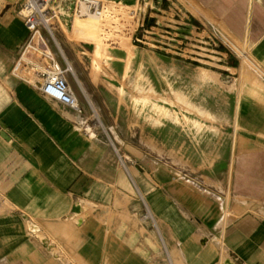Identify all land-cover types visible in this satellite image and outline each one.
<instances>
[{
    "label": "crops",
    "instance_id": "1",
    "mask_svg": "<svg viewBox=\"0 0 264 264\" xmlns=\"http://www.w3.org/2000/svg\"><path fill=\"white\" fill-rule=\"evenodd\" d=\"M212 1L219 6L221 0ZM228 1L236 4L237 27L254 66L246 69L227 54L226 71L234 72L235 95L260 86V100L247 94L234 98L229 119L219 126L222 135L203 159L182 141L179 174L167 162L173 157L167 145H156L160 157H129L145 218L154 222L163 245L174 248L180 264H264V0ZM160 2L151 0L155 18L177 8L169 0L167 12ZM184 2L180 10L192 15ZM22 3L0 0V264H164L143 249L140 233L131 237L108 224L109 209L125 192L117 157L124 161L93 127L76 74L67 82L82 115L41 92L40 68L30 62L23 69L32 73L31 80L15 75L28 39ZM221 176L243 177L230 184L229 192L236 193L223 206L229 216L210 194L209 186H221L215 180Z\"/></svg>",
    "mask_w": 264,
    "mask_h": 264
},
{
    "label": "rangeland",
    "instance_id": "2",
    "mask_svg": "<svg viewBox=\"0 0 264 264\" xmlns=\"http://www.w3.org/2000/svg\"><path fill=\"white\" fill-rule=\"evenodd\" d=\"M102 1L109 6L140 12L138 27H126L120 22L110 27L114 32L110 40L119 38V42L116 45L108 40L104 42L107 57L94 61L92 47L85 37L83 39V32L77 31L79 36L76 35L71 5L54 24L55 42L47 38V43L62 67L65 61L72 66L86 92L89 102L82 92L80 95L93 127L108 141L110 151L115 156L119 154L124 161L121 164L117 157L125 175V192L122 202L107 213L109 226L131 237L135 232L140 233L143 249L148 248L158 262L170 264L171 260L172 264H180L174 248L163 245L154 222L145 218V205L131 180L129 157H148L150 153L160 157L156 145H167L173 151L172 159L167 162L179 174L181 142H188L189 152L195 158L203 159L206 153L211 154L213 139H218L223 132L219 126L229 119L230 103L235 97L238 100L246 94L260 100L256 93L261 87L243 89L235 95L231 81L234 72L226 71L227 54L238 57L246 69L254 66L237 27L234 2L221 0L217 6L212 0H185L190 15L180 10L181 0H172L177 8L168 14L159 13L155 18L151 15L154 11L149 8L151 0ZM160 5L167 12L171 6L169 0H162ZM153 19L157 22L152 23ZM32 58L36 57L29 53L22 57L14 72L16 76L32 79V73L27 74L23 69ZM39 66L44 70L42 62ZM255 68L257 75L262 73ZM98 120L101 126L96 125ZM113 142L123 145L114 146ZM195 178L203 185L204 177ZM242 178L221 176L215 178L220 180L221 186H209L210 194L220 200V211H226V216L229 211L223 206L236 193L229 192L230 184L234 186ZM201 185L198 186L200 190ZM141 251L146 254V250ZM223 264L230 263L226 260Z\"/></svg>",
    "mask_w": 264,
    "mask_h": 264
},
{
    "label": "built area",
    "instance_id": "3",
    "mask_svg": "<svg viewBox=\"0 0 264 264\" xmlns=\"http://www.w3.org/2000/svg\"><path fill=\"white\" fill-rule=\"evenodd\" d=\"M85 3L83 15L98 14L102 27H105L102 35L105 41L111 44L110 27H115L116 22L127 25L126 27L139 26L140 12L133 9H115L111 11L102 0H23L20 14L23 18L24 25L28 31V39L26 41L24 52L32 54L36 58H32L29 65L34 68H40L42 62L45 66L44 70L40 69L42 79L39 89L41 92L63 105L76 115H82L83 110L79 101L67 82V76L74 77L72 66L65 61L62 67L59 61L52 54L47 38L55 42L53 27L59 18L66 12L67 6H73L72 17L81 15V3ZM137 5V4H136ZM135 5V6H136ZM142 27V26H140ZM20 61L16 64V71ZM87 102L88 99L84 91L80 88Z\"/></svg>",
    "mask_w": 264,
    "mask_h": 264
},
{
    "label": "bare ground",
    "instance_id": "4",
    "mask_svg": "<svg viewBox=\"0 0 264 264\" xmlns=\"http://www.w3.org/2000/svg\"><path fill=\"white\" fill-rule=\"evenodd\" d=\"M107 7L109 9H111V11H113V12L115 11V9H118V10L119 9H123L120 6H113V5H111V6L107 5ZM85 8H86L85 7V3L82 2L81 6H80L81 15L80 16H76V18L74 17L75 19L73 20L74 21L73 22V25H74L73 27L75 28L76 35H77L78 32H81V31L83 32L81 35L83 36V39H84V37L86 38L85 41L92 47V54H93L94 61H95V60L100 59L101 57L102 58L103 57H107V53H106V50H105V47H104L105 40L102 37V35L104 34V30H106V28L102 27L101 21L98 18V14L95 13V14H90V15H83ZM108 32H109V34L112 35L113 31L111 32V28H110ZM113 34H114V32H113ZM77 36H79V35H77ZM116 36L117 35L114 36V39L116 38ZM110 39H112V38H110ZM118 39L119 38H116L117 41H114L113 43H111V45L112 44H115V45L118 44L117 43V42H119ZM123 42H125V41H123ZM121 45H123V44H121ZM199 81H201V80H199ZM96 119H97V117H96ZM97 124L100 126V122L99 121H97ZM73 212H75V210Z\"/></svg>",
    "mask_w": 264,
    "mask_h": 264
},
{
    "label": "water",
    "instance_id": "5",
    "mask_svg": "<svg viewBox=\"0 0 264 264\" xmlns=\"http://www.w3.org/2000/svg\"><path fill=\"white\" fill-rule=\"evenodd\" d=\"M211 264H217V261L216 260H214Z\"/></svg>",
    "mask_w": 264,
    "mask_h": 264
}]
</instances>
